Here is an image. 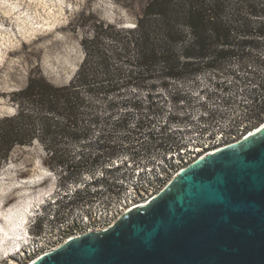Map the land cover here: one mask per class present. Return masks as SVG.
Returning a JSON list of instances; mask_svg holds the SVG:
<instances>
[{
	"label": "rangeland",
	"instance_id": "1",
	"mask_svg": "<svg viewBox=\"0 0 264 264\" xmlns=\"http://www.w3.org/2000/svg\"><path fill=\"white\" fill-rule=\"evenodd\" d=\"M142 1L0 0V117L14 113L11 94L26 85L32 67L40 66L43 75L55 85L68 83L84 55L81 39L89 36L99 21L132 27ZM250 51L259 57L258 62L242 65L236 61L225 62L221 68L228 71L219 77L207 73L183 80H165L166 89L159 77H154L111 93L119 101L141 103L137 110L119 109L120 113L128 112L132 119L125 129L114 128L115 117L109 116L105 100L93 97L99 115L109 118L92 126L89 142L101 132L112 135L115 140L118 138L117 143L121 145L124 135L128 134L134 137L130 142L131 150L137 154L147 148L148 154L137 160L138 164L124 156L112 162V166H104L102 171L81 175L75 184L80 189L76 197L71 195L73 186L67 193L59 190L56 176L41 164L42 150L37 142L16 147L0 167V264H25L32 258L36 246L56 245L84 216L104 214L117 194L133 183L135 170L154 163L166 150L157 146L159 138L184 136L185 132L187 140L191 141L197 137V127L207 121L208 112H219L221 118L214 122L228 127L234 116L246 112L252 104L264 102L261 86L264 48ZM174 92H178L183 101L171 99ZM150 102H163L161 111H148L146 105ZM146 116L164 117L163 129L156 121L139 128L136 121ZM175 117L185 130L176 128ZM83 144V141H75L70 145L72 156L93 148V144ZM144 177L145 174H141L138 179L143 181ZM106 183L112 185L108 187ZM56 197L58 200L54 201ZM38 218L44 219L40 230L33 228Z\"/></svg>",
	"mask_w": 264,
	"mask_h": 264
},
{
	"label": "trees",
	"instance_id": "2",
	"mask_svg": "<svg viewBox=\"0 0 264 264\" xmlns=\"http://www.w3.org/2000/svg\"><path fill=\"white\" fill-rule=\"evenodd\" d=\"M140 4L132 27L99 21L90 35L81 39L84 55L68 83H51L38 65L29 70L26 85L11 94L14 113L0 117V167L16 147L37 142L42 150L41 164L56 176L59 190L67 193L73 186L71 195L76 197L80 189L75 184L81 175L102 171L124 156L133 164L147 157V148L137 154L131 150L134 137L128 134L121 145L118 138L101 132L89 142L92 126L113 116L114 128L125 129L132 119L119 109L141 107L137 100L119 101L111 93L154 77H159L166 89L165 80L207 73L219 77L228 71L221 68L228 61L240 65L259 61L250 50L264 48V0H143ZM93 97L105 100L107 118L99 115ZM171 99L183 101L178 92ZM162 106L163 102H150L146 108L160 112ZM244 114L254 125L261 123L264 102L250 105ZM219 118V112H208L204 123L211 125ZM153 121L163 129L162 116L140 118L136 125L140 128ZM176 126H181L178 118ZM178 140V136L166 135L159 138L157 146L167 150ZM75 141H83L85 146L93 144V148L72 156L69 147ZM167 144L170 145L165 147ZM57 200L56 197L54 201ZM43 220L38 218L33 228L40 230Z\"/></svg>",
	"mask_w": 264,
	"mask_h": 264
},
{
	"label": "water",
	"instance_id": "3",
	"mask_svg": "<svg viewBox=\"0 0 264 264\" xmlns=\"http://www.w3.org/2000/svg\"><path fill=\"white\" fill-rule=\"evenodd\" d=\"M30 264H264V123L186 165L110 226Z\"/></svg>",
	"mask_w": 264,
	"mask_h": 264
},
{
	"label": "built area",
	"instance_id": "4",
	"mask_svg": "<svg viewBox=\"0 0 264 264\" xmlns=\"http://www.w3.org/2000/svg\"><path fill=\"white\" fill-rule=\"evenodd\" d=\"M263 123L264 121L254 125L252 119L243 113L234 116L228 127H221L215 122L211 125L201 123L202 125L197 127L199 130L195 132L197 137L191 141L187 140L188 136L183 132L184 136L180 135L178 137V143L163 151L154 163L135 170L133 183L117 194L104 214L97 215L96 217L84 216L81 222L76 223L75 226L73 225L68 229L66 235L56 245L46 247L43 245L36 246L32 250V258L27 260L25 264H30L39 255L55 248L72 237L110 226L123 212L148 202L186 165L216 149L249 135L251 132L256 131ZM214 124H216L217 128H214ZM187 126L190 127L192 125L187 124ZM185 128L184 125L178 127L181 131L185 130ZM141 174H145L143 181L138 179Z\"/></svg>",
	"mask_w": 264,
	"mask_h": 264
}]
</instances>
